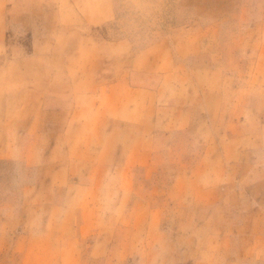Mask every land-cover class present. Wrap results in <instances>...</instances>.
Listing matches in <instances>:
<instances>
[{
    "label": "clouds",
    "instance_id": "clouds-1",
    "mask_svg": "<svg viewBox=\"0 0 264 264\" xmlns=\"http://www.w3.org/2000/svg\"><path fill=\"white\" fill-rule=\"evenodd\" d=\"M0 264H264V0H0Z\"/></svg>",
    "mask_w": 264,
    "mask_h": 264
}]
</instances>
